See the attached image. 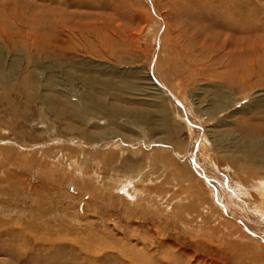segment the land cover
Segmentation results:
<instances>
[{
	"label": "rangeland",
	"instance_id": "rangeland-1",
	"mask_svg": "<svg viewBox=\"0 0 264 264\" xmlns=\"http://www.w3.org/2000/svg\"><path fill=\"white\" fill-rule=\"evenodd\" d=\"M143 246L264 264V0H0V264Z\"/></svg>",
	"mask_w": 264,
	"mask_h": 264
},
{
	"label": "bare ground",
	"instance_id": "bare-ground-1",
	"mask_svg": "<svg viewBox=\"0 0 264 264\" xmlns=\"http://www.w3.org/2000/svg\"><path fill=\"white\" fill-rule=\"evenodd\" d=\"M243 26V25H242ZM241 30L243 31L244 30V26L243 27H241ZM230 42V39H226V41H225V46H227V44ZM245 42H242V43H240V47L241 48H243V44H244ZM144 245V244H143ZM143 248H144V250H143V252L141 253V251H139V253L138 254H134V255H136L135 257L138 259H134L133 261H130V260H128V262L130 263V264H156V261H153L152 260V258L151 257H149L148 258V256H146V255H148V253H147V251H145L146 249H145V247L143 246ZM130 249V248H129ZM129 258V257H128ZM172 258V256H165L164 257V260L168 263L169 262V260ZM173 260V259H172ZM135 261V262H134ZM162 261V260H161Z\"/></svg>",
	"mask_w": 264,
	"mask_h": 264
}]
</instances>
